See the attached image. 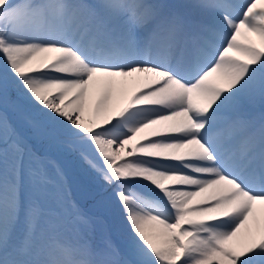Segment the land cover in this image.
Here are the masks:
<instances>
[{
	"label": "snow or ice",
	"instance_id": "6c2138e0",
	"mask_svg": "<svg viewBox=\"0 0 264 264\" xmlns=\"http://www.w3.org/2000/svg\"><path fill=\"white\" fill-rule=\"evenodd\" d=\"M257 98L264 0H0V264H264Z\"/></svg>",
	"mask_w": 264,
	"mask_h": 264
},
{
	"label": "rangeland",
	"instance_id": "374dc122",
	"mask_svg": "<svg viewBox=\"0 0 264 264\" xmlns=\"http://www.w3.org/2000/svg\"><path fill=\"white\" fill-rule=\"evenodd\" d=\"M173 1H174V0H173ZM179 1H180V0H176V1H175L176 4H175V2H174V3H173V2H170L169 4L172 3V4L177 5V3H179ZM163 2L167 3V2H169V1H168V0H163ZM184 2H186V0H184ZM256 100H258V103H257V104L260 106V108L264 110V101H261L259 98L256 99ZM259 101H260V103H259ZM2 110H3V108H2V106H0V111H2ZM8 111H9V114H10L14 119H16L18 122L21 123L23 130H24V131H28V126H27V124H26L25 121H24L25 114L22 113V112H13V110L11 109V107L8 109ZM15 113H17V114H15ZM259 117H260V116H259ZM261 117H262V116H261ZM32 143H35V144H37V146H39L38 141L35 140V139H33ZM78 172H79V169H78V165L76 164V162H75V161L70 162V163H69V175H70V176H78ZM70 173H71V174H70ZM79 194L83 196V195H84V192L82 191V192L79 193ZM100 216H101V222L98 223V224L96 225L97 234H101V233H109L110 235L113 236L114 239L119 240V235H118V233H116V232L112 229L111 221H110L107 217H105L103 213H100Z\"/></svg>",
	"mask_w": 264,
	"mask_h": 264
},
{
	"label": "bare ground",
	"instance_id": "6f19581e",
	"mask_svg": "<svg viewBox=\"0 0 264 264\" xmlns=\"http://www.w3.org/2000/svg\"><path fill=\"white\" fill-rule=\"evenodd\" d=\"M175 1H176V0H174V2H175ZM182 3H184V0H180L179 3H177V5L182 4ZM171 4H172V3H171ZM175 4H176V2H175ZM262 110H263V109H262ZM257 113H261V112H257ZM257 113H255V114H257ZM255 114H254V116H255ZM260 119H261V116H260V117H257V116H256V118H254V120H255L257 123H259Z\"/></svg>",
	"mask_w": 264,
	"mask_h": 264
},
{
	"label": "trees",
	"instance_id": "16d2710c",
	"mask_svg": "<svg viewBox=\"0 0 264 264\" xmlns=\"http://www.w3.org/2000/svg\"><path fill=\"white\" fill-rule=\"evenodd\" d=\"M257 103H258V101H255L254 104H252L250 107H254L255 105H257ZM15 114H17V113H15Z\"/></svg>",
	"mask_w": 264,
	"mask_h": 264
}]
</instances>
